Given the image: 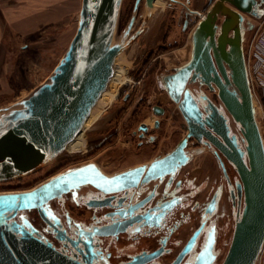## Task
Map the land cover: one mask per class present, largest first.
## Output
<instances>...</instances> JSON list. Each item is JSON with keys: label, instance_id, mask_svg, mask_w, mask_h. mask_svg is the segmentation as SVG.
<instances>
[{"label": "water", "instance_id": "1", "mask_svg": "<svg viewBox=\"0 0 264 264\" xmlns=\"http://www.w3.org/2000/svg\"><path fill=\"white\" fill-rule=\"evenodd\" d=\"M229 1L241 13L255 18L264 15V0ZM122 2L82 0L76 34L49 81L17 106L0 111V182L28 175L48 164L66 150V146L81 132L110 85L117 57L143 33L155 0H146L147 16L143 26L131 34L141 2L136 0L134 14L124 36L116 41ZM220 13L226 19L217 38L219 26L216 21ZM188 21L185 20L183 30L187 28ZM242 21V15L225 6L224 0L217 2L193 32L191 61L164 77L161 85L179 104L189 133L174 152L157 163L176 164L179 159L186 158L184 148L189 138L202 141L206 137L216 142L239 175L237 192L240 207L222 264H257L264 244V140L256 118L245 63L244 37L239 27ZM253 26L249 23L250 29ZM232 29L234 33L229 35ZM196 81L211 90L215 86L218 88L223 107L240 126L244 146L239 143L238 136L230 134L223 113L213 108L210 113L207 110V116L203 118L187 87L188 83ZM154 109L157 115L164 113L160 106ZM209 130H213L221 141ZM199 151L197 149L193 153ZM141 170L143 168L133 169L100 183L88 179L87 168H82L50 179L32 191L0 194V264H90L57 250L53 243L39 236L38 230L23 214L20 221L17 220L18 214L37 209L47 220L52 217L49 202L73 189V181L83 179V182H91L106 193H114L120 189L114 187L107 190L105 186H117ZM117 233L108 235L115 236ZM205 262L210 264L211 259Z\"/></svg>", "mask_w": 264, "mask_h": 264}, {"label": "flooded vegetation", "instance_id": "2", "mask_svg": "<svg viewBox=\"0 0 264 264\" xmlns=\"http://www.w3.org/2000/svg\"><path fill=\"white\" fill-rule=\"evenodd\" d=\"M219 1L210 0V6L201 10L192 7V0H187L188 5L183 4L184 10L179 15L178 21H182L181 25L184 27L185 20H189L186 28L191 30L189 58L173 71L162 72L156 77L158 86L165 91L175 106L172 111L174 118L180 119L185 129L178 143L171 150L123 170L111 173L102 162L90 160L64 168L34 188L9 191L7 193L32 191L50 179L82 168H87L88 179L100 183L106 178L111 179L133 169L143 168L138 173L131 174L117 186H105L107 190L114 187L120 189L114 193H106L91 182H83V179L75 180L72 183L73 189L49 202L51 218L44 220L37 209H34L20 212L17 220L20 221L23 214L24 218L38 230L42 239L53 243L63 254L78 261L85 260L90 264H135L142 261H145L144 264H206L205 261L209 259H211L210 264H219L222 254L220 245L222 222L227 214L226 204L223 203L224 197L228 198L232 209L233 206L236 207V219L240 207L238 181H233L231 174L234 165L222 154L216 142L206 137L202 138V141L195 137L189 138L184 148L186 158L179 159L176 164L157 163L174 152L189 133L188 123L179 104L175 103L167 91L161 87L164 77L175 73L177 68L191 61L193 32L202 21L201 14L209 13ZM145 2L146 0H141L138 9L145 5ZM135 4L136 0L133 9ZM224 5L242 15L243 21L239 27L245 40L252 29L249 28V23L254 25L255 17L239 12L229 0H224ZM191 10L198 11V14L189 17ZM225 19L224 15L218 14L217 38L221 34V26ZM233 33L234 29L229 32V35ZM244 43L243 41V47ZM187 87L199 106L203 118L207 116V110L210 113L213 108L217 109L227 118L230 134L238 136L234 129L240 126L233 121L223 107L216 86L214 90H211L208 86L196 81L188 83ZM133 99L131 94L125 93L124 105L133 102ZM155 106L162 107L164 113L157 115ZM149 109L156 116H164L169 112L167 105L163 104H153L149 106ZM152 123L151 125L147 120H143L138 124L137 130L133 131V135L139 137L140 146L158 142V135L151 131L161 129V122L154 118ZM209 131L221 141L213 130ZM239 143L244 146L242 139H239ZM197 149L200 150L199 153L194 154L193 152ZM203 155H207L208 158L202 163L200 175L195 176L185 171ZM150 168L152 169L148 173ZM71 206L86 210L88 217L76 216ZM116 231L117 235H108ZM101 234H107V236Z\"/></svg>", "mask_w": 264, "mask_h": 264}, {"label": "rangeland", "instance_id": "3", "mask_svg": "<svg viewBox=\"0 0 264 264\" xmlns=\"http://www.w3.org/2000/svg\"><path fill=\"white\" fill-rule=\"evenodd\" d=\"M55 1V5L50 0L38 6L40 7L38 15L45 13L49 15L47 22H39L35 28L30 29L29 34L16 32L12 34L9 29L4 36L5 42L0 46V111L2 112L17 106L21 100L29 97L49 81L76 34L82 0ZM134 2L135 0L122 2L116 41L124 36L129 20L134 14ZM183 4L188 5L187 0H160L157 5L154 2L151 17L143 33L136 38L130 48L117 57V62L127 68L125 75L130 82L121 87L117 99L115 98L110 106L103 109L101 117L86 131L85 147L77 152L66 149L33 173L0 182V193L34 188L64 168L90 160L102 162L111 173L123 170L171 150L178 143L185 129L181 120L174 118L172 111L175 106L165 91L158 86L156 77L162 72L173 71L189 58L191 30L186 29L185 32L181 25L182 21H178L179 15L184 10ZM192 4V7L201 10L207 9L211 2L192 0ZM189 13V17H194L198 11L191 10ZM136 15L137 21L131 34L143 26L147 16L146 6L142 5ZM250 34L251 32L247 34L244 42L248 40ZM108 89L111 90L112 86L109 85ZM125 93L132 95L133 102L124 105ZM153 104L167 105L168 114L153 115L149 109ZM154 118L161 122V129L151 131L158 135V142L140 146L139 137L134 136L133 131L137 130L138 124L143 120H147L152 125ZM234 130L241 139L240 128L235 127ZM207 158V155L197 158L185 171L195 176L200 175L202 163ZM231 174L233 181H239V175L234 167ZM227 199V197L223 199L227 214L222 222L220 244L222 254L219 264H222L228 252L236 221V207L233 206L232 209ZM71 208L76 216L88 217L86 210L72 206Z\"/></svg>", "mask_w": 264, "mask_h": 264}, {"label": "built area", "instance_id": "4", "mask_svg": "<svg viewBox=\"0 0 264 264\" xmlns=\"http://www.w3.org/2000/svg\"><path fill=\"white\" fill-rule=\"evenodd\" d=\"M200 19H205V14ZM251 34L244 43V57L253 95L256 118L264 140V15L255 18ZM257 264H264V244Z\"/></svg>", "mask_w": 264, "mask_h": 264}, {"label": "crops", "instance_id": "5", "mask_svg": "<svg viewBox=\"0 0 264 264\" xmlns=\"http://www.w3.org/2000/svg\"><path fill=\"white\" fill-rule=\"evenodd\" d=\"M47 1L50 0H0V46L4 44V36L9 29L12 34L14 32L29 34L30 29L35 28L39 22H47L49 18L47 13L37 14L40 3L44 4ZM52 2L55 5L56 1ZM158 3L160 0L156 1V5Z\"/></svg>", "mask_w": 264, "mask_h": 264}, {"label": "bare ground", "instance_id": "6", "mask_svg": "<svg viewBox=\"0 0 264 264\" xmlns=\"http://www.w3.org/2000/svg\"><path fill=\"white\" fill-rule=\"evenodd\" d=\"M157 0H155L156 3ZM204 15V14H203ZM206 16V15H205ZM118 59V58H117ZM115 61L114 66V76L110 82V87L112 89H107L93 108L89 118L85 122L81 132L76 136V138L70 142L66 149L70 152H77L78 150L82 149L86 145V131L91 128L96 121L101 117L103 113V109L106 106H110L112 102L118 97L119 91L121 87H123L126 83L130 82V79L126 77L127 68L123 67L120 62ZM109 88V87H108Z\"/></svg>", "mask_w": 264, "mask_h": 264}]
</instances>
